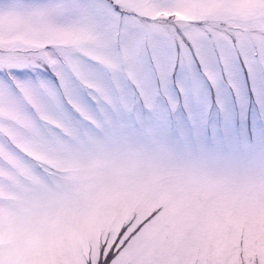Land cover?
<instances>
[{"label": "snow or ice", "instance_id": "1", "mask_svg": "<svg viewBox=\"0 0 264 264\" xmlns=\"http://www.w3.org/2000/svg\"><path fill=\"white\" fill-rule=\"evenodd\" d=\"M0 264H264V0H0Z\"/></svg>", "mask_w": 264, "mask_h": 264}]
</instances>
